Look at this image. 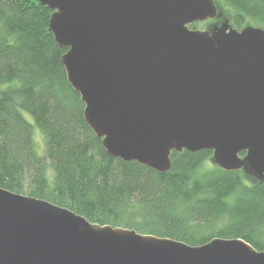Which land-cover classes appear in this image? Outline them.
<instances>
[{
    "label": "water",
    "instance_id": "obj_1",
    "mask_svg": "<svg viewBox=\"0 0 264 264\" xmlns=\"http://www.w3.org/2000/svg\"><path fill=\"white\" fill-rule=\"evenodd\" d=\"M39 1L54 10L68 81L109 156L165 173L172 152L206 150L264 179L263 29H190L218 16L214 0ZM0 264H264V251L102 226L0 187Z\"/></svg>",
    "mask_w": 264,
    "mask_h": 264
},
{
    "label": "trees",
    "instance_id": "obj_2",
    "mask_svg": "<svg viewBox=\"0 0 264 264\" xmlns=\"http://www.w3.org/2000/svg\"><path fill=\"white\" fill-rule=\"evenodd\" d=\"M221 1L233 9L235 26L264 24V0ZM53 13L39 0H0V187L102 226L191 246L241 238L264 251V179L207 167L206 150L172 152L165 173L107 154L68 81V48L49 29ZM24 113L42 131L44 153Z\"/></svg>",
    "mask_w": 264,
    "mask_h": 264
},
{
    "label": "rangeland",
    "instance_id": "obj_3",
    "mask_svg": "<svg viewBox=\"0 0 264 264\" xmlns=\"http://www.w3.org/2000/svg\"><path fill=\"white\" fill-rule=\"evenodd\" d=\"M215 1V0H214ZM215 4L217 6L218 9V16L215 19H208L206 21L203 22H196V29L195 30H200V31H206L208 30V28L210 26L213 25H219L222 23H228L232 28L241 31L244 28L248 27V26H252V27H256V28H261L264 30V24H258L255 23L253 21H251L250 19L245 20V23L242 25L241 28L235 26V24L232 21V17L234 15V11L233 9H231L230 7H227L225 5V3L221 0H219L218 4L215 1ZM25 118L34 125V139L36 141V145H37V149L39 151V153H44V149H45V140H44V136L42 131L35 125V121L32 118V116L28 113H24ZM214 163L212 161V157L209 158V160L207 161V167L213 166Z\"/></svg>",
    "mask_w": 264,
    "mask_h": 264
}]
</instances>
